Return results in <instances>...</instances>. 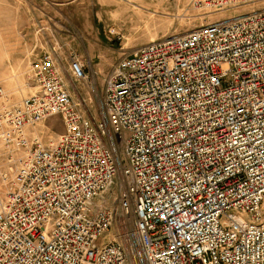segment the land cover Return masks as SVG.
<instances>
[{
    "label": "built area",
    "instance_id": "2783aa9c",
    "mask_svg": "<svg viewBox=\"0 0 264 264\" xmlns=\"http://www.w3.org/2000/svg\"><path fill=\"white\" fill-rule=\"evenodd\" d=\"M205 2L252 7L120 57L94 118L49 54L0 86V264H264V0Z\"/></svg>",
    "mask_w": 264,
    "mask_h": 264
},
{
    "label": "rangeland",
    "instance_id": "374dc122",
    "mask_svg": "<svg viewBox=\"0 0 264 264\" xmlns=\"http://www.w3.org/2000/svg\"><path fill=\"white\" fill-rule=\"evenodd\" d=\"M251 7L210 13L205 0H0V86L13 100L29 95L34 90L29 63L49 54L80 110L94 118L106 76L120 57L153 39L183 34ZM74 54L86 80L72 79L69 59ZM63 129L58 115L36 126L43 142ZM261 207L264 214V200ZM122 225L130 231L133 223L127 219Z\"/></svg>",
    "mask_w": 264,
    "mask_h": 264
}]
</instances>
